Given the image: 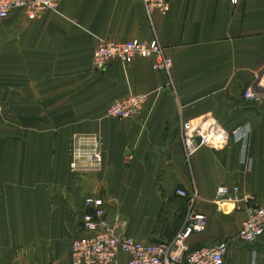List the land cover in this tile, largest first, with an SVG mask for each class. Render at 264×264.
Here are the masks:
<instances>
[{
	"label": "crops",
	"instance_id": "obj_1",
	"mask_svg": "<svg viewBox=\"0 0 264 264\" xmlns=\"http://www.w3.org/2000/svg\"><path fill=\"white\" fill-rule=\"evenodd\" d=\"M167 2L160 15L134 0H57L35 19L20 11L0 19V264H70L88 196L105 201L116 234L167 242L187 206L176 190L194 193L205 219L184 251L227 241L224 264H264L263 250L236 239L248 201L264 205V111L240 96L264 72V0ZM154 38L168 75L150 58L91 66L100 41ZM133 94L146 95L135 117L104 115ZM202 117L228 134L244 130V146L229 139L186 159L180 123ZM90 133L101 141L99 171L75 177L70 137ZM218 185L237 187L241 201L216 202Z\"/></svg>",
	"mask_w": 264,
	"mask_h": 264
},
{
	"label": "built area",
	"instance_id": "obj_2",
	"mask_svg": "<svg viewBox=\"0 0 264 264\" xmlns=\"http://www.w3.org/2000/svg\"><path fill=\"white\" fill-rule=\"evenodd\" d=\"M141 3L146 13L155 11L160 15L168 12L167 0H134ZM235 6L244 0H225ZM57 0H0V19L12 11H20L27 19H35L41 13L56 10ZM152 59L151 68L168 75L170 60L163 54L157 40L147 43L135 39L122 43L100 41L92 51L91 66L101 72L111 63L128 65L133 59ZM241 99L264 111V72L256 75L241 92ZM146 95H127L113 100L104 115L118 121L135 117L145 104ZM179 139L187 159L199 146L212 149L223 148L229 139L239 141L244 146V130H234L228 134L213 119H200L180 123ZM101 141L97 134L71 135L68 146V169L75 176L95 173L101 164ZM243 153V152H242ZM241 154V160H242ZM249 167L248 161L246 162ZM178 197L186 199V211L182 223L173 237L167 242H141L121 236L107 222L105 201L97 196H88L83 200L84 212L81 217L82 235L69 241L68 255L70 264H118L120 254L126 256L125 264H224L228 247L227 241H221L210 247H201L184 251V241L194 233L204 230V216L196 212L192 205L194 193L188 194L176 190ZM216 202L236 204L241 201L239 190L235 186L218 185L215 188ZM250 199L245 198V201ZM245 217L236 232V239L253 245L264 251V205H255L248 201L244 209Z\"/></svg>",
	"mask_w": 264,
	"mask_h": 264
},
{
	"label": "rangeland",
	"instance_id": "obj_3",
	"mask_svg": "<svg viewBox=\"0 0 264 264\" xmlns=\"http://www.w3.org/2000/svg\"><path fill=\"white\" fill-rule=\"evenodd\" d=\"M2 113H3V107L2 104L0 103V118H2Z\"/></svg>",
	"mask_w": 264,
	"mask_h": 264
}]
</instances>
